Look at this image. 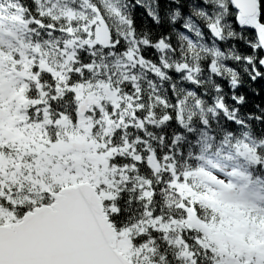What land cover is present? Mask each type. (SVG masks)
Wrapping results in <instances>:
<instances>
[{"label":"snow or ice","instance_id":"6c2138e0","mask_svg":"<svg viewBox=\"0 0 264 264\" xmlns=\"http://www.w3.org/2000/svg\"><path fill=\"white\" fill-rule=\"evenodd\" d=\"M260 80L264 0H0V264H264Z\"/></svg>","mask_w":264,"mask_h":264},{"label":"trees","instance_id":"16d2710c","mask_svg":"<svg viewBox=\"0 0 264 264\" xmlns=\"http://www.w3.org/2000/svg\"><path fill=\"white\" fill-rule=\"evenodd\" d=\"M143 10L137 8L135 10V18L139 24L140 21H142L144 19L143 15H142ZM241 51H247V49H245L242 45L240 48ZM246 79V78H245ZM224 86H225V91L228 92L230 91L227 88V83L224 82ZM253 88L258 89L260 91V95L256 96L254 95L247 86L241 87L238 91L241 94H244L246 96V100L247 103L244 105V107L242 108V112H254L256 111L255 109V105H260L261 108H264V80H260L257 83L252 85ZM231 103V101H229Z\"/></svg>","mask_w":264,"mask_h":264}]
</instances>
